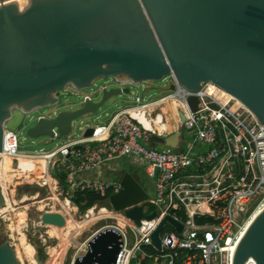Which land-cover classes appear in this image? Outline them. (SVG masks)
<instances>
[{
  "label": "water",
  "instance_id": "obj_1",
  "mask_svg": "<svg viewBox=\"0 0 264 264\" xmlns=\"http://www.w3.org/2000/svg\"><path fill=\"white\" fill-rule=\"evenodd\" d=\"M168 77L192 92L212 83L264 124V0H0V154L6 123L15 110L34 114L51 108L49 117L37 118L28 136L61 141L117 106L118 98L130 94L125 86ZM102 80L107 82L95 97L83 95ZM70 86L82 99L71 110L55 112L59 93ZM198 102L189 99L191 110ZM181 120H186L182 112ZM183 130L152 139L176 151ZM93 132L86 128L83 138ZM121 186L109 199L115 211L134 206L125 214L138 226L144 217L156 216L143 215L139 205L149 194L133 174L124 173ZM28 187L48 196L40 184ZM5 204L0 184V208ZM42 220L47 226L66 225L59 213ZM167 222L182 230L167 216L151 236L158 250ZM122 247L118 231L101 230L72 264H116ZM35 258L45 264L39 254ZM247 262L264 264V209L232 254L231 264ZM0 264H21L9 241L0 242Z\"/></svg>",
  "mask_w": 264,
  "mask_h": 264
},
{
  "label": "built area",
  "instance_id": "obj_2",
  "mask_svg": "<svg viewBox=\"0 0 264 264\" xmlns=\"http://www.w3.org/2000/svg\"><path fill=\"white\" fill-rule=\"evenodd\" d=\"M171 80L167 94L147 102L135 97L134 104L107 125L92 127L91 137L70 140L51 152V161L69 149L61 157L68 187L64 194L69 202L77 192L91 191L102 198L117 194L122 189L121 181H107L94 174L125 157L134 159L154 183L155 197L139 206L144 216H156L144 217L139 226L125 214L134 206L121 212L112 206L103 208L116 219L114 225L104 229L118 231L123 239L116 264H231L239 238L264 209V124L212 83L192 92L175 78ZM191 97L199 101L195 111L188 103ZM167 100L179 104L178 129H169L173 121L163 109ZM143 118L162 129H148ZM182 127L179 147L185 131L194 134L186 150L159 151L154 147V135H172ZM3 153L14 158L27 155L19 150L18 135L7 129ZM110 197L106 200L109 203ZM167 216L180 223L182 230L167 222L158 250L151 236Z\"/></svg>",
  "mask_w": 264,
  "mask_h": 264
},
{
  "label": "rangeland",
  "instance_id": "obj_3",
  "mask_svg": "<svg viewBox=\"0 0 264 264\" xmlns=\"http://www.w3.org/2000/svg\"><path fill=\"white\" fill-rule=\"evenodd\" d=\"M171 81V78L168 77L164 81L160 82H143L139 86H125L130 89V94L122 95L121 98H118L120 103L117 106L112 107L107 112H104L99 118H91L83 125V127L77 129L73 135L65 137L61 141L57 139L51 140L49 137L34 139L28 136V130L36 124L37 118L40 116L49 117L51 108L38 110L34 114H25L22 111L15 110L13 112V117L6 123V129L18 135L19 150L21 153L29 154L31 156L39 155L35 160V163H39L35 164L37 173L40 175L43 174V163L47 164L48 170L43 178L47 177L50 184L49 186L51 188L49 189V186H45L48 196L47 194L45 195L44 193H39V191L29 188L28 185H39L38 183L41 181V178L38 179L37 183L33 179H28L29 177L26 175H23L20 169L19 156H17L19 167L18 163L14 161L12 162V169L14 170L18 168V173L14 177L15 180L11 183H8L7 185L5 195L6 204L4 206L6 210L0 212V242L9 241L15 250H18L19 239L24 238L25 244L32 246L34 248L35 254H39L41 260L45 261V264L50 258V255L52 256V254L55 252L61 253L63 251L61 264H72L76 258L82 256L86 251L87 240L103 230L106 226L114 225L116 223V219L109 217L110 214H104L101 216L95 215L93 222L91 224L88 223L85 227L86 229L83 228L84 230L82 229L81 231H77L75 227L79 224H83L84 221L86 222L89 211L93 210H88L85 213H82L77 207L72 205L71 201L69 202L70 204H67L64 189L66 191L68 187L65 180L64 185H58L51 180V178L53 180H56V178L59 179L61 174H63V176L66 178V174H64L65 167L62 166V159L57 156L51 161V156V158L46 161L44 155L41 154H50L51 152L58 149V147H60L67 140H77L82 138L86 128L95 127L97 124H100L101 121L106 120L110 115L116 113L120 108L134 104L135 97L137 96H141L144 101L147 102L149 100L158 99L165 93L167 94L169 90L166 91V89L170 85L169 83ZM106 82L107 80L97 82L93 90H86L83 92V95H92L95 97L94 92L102 85L106 84ZM59 97L60 103L57 105L59 108H54L53 110L55 112L71 110V108L73 109L74 105L82 99V97L78 95V92L74 90L72 86H70L67 91H61L59 93ZM100 119L102 120L99 121ZM184 137L185 140L182 143V148L187 149L188 145L194 140V134L185 131ZM156 149L159 151L169 150L174 152V150L163 145H156ZM148 194L149 198L155 197V194H153L152 190H149ZM6 197L8 200H6ZM106 207L108 209L111 208V205L108 201L98 203L94 211H99L100 209L102 210ZM53 213H59L64 216L66 219V225L64 227L61 228L54 226L53 228V225L47 226L43 223V216ZM112 216L116 217L115 214ZM66 231L69 232H67L68 235L65 233ZM61 236L64 239H62ZM69 236L73 237L72 239L70 238L67 240ZM62 240L64 243L61 242ZM20 257L18 258L21 264H39L37 260V263H33L34 260L31 261L29 258L24 257L21 254V249ZM132 264H136V262L133 261Z\"/></svg>",
  "mask_w": 264,
  "mask_h": 264
},
{
  "label": "bare ground",
  "instance_id": "obj_4",
  "mask_svg": "<svg viewBox=\"0 0 264 264\" xmlns=\"http://www.w3.org/2000/svg\"><path fill=\"white\" fill-rule=\"evenodd\" d=\"M168 101H171V102H168ZM178 107H179V104L176 101H174V100H167L166 101V108L164 107L165 108V112H168L170 114L169 115V120H172L173 121L172 124L176 125L173 129H176V128L178 129V127H179L178 126L179 125V119L177 118ZM131 113L134 116H136V112L131 111ZM142 121L145 123V126L148 129H150V128L158 129V126H159L158 123H156V125L153 126V124L151 122H148V120L146 118H143ZM5 131H6V129H5ZM6 143H8V141ZM38 156L39 155L30 156L29 154L19 156L20 169H21L23 175H26L27 177H29L28 179H33L35 182H37L38 179L41 178V181L39 180L40 181L39 183H42L43 187H45V186L48 187L50 185L49 184V180L47 179V177L43 178L44 175H46V172L48 170L47 164L43 163V174L40 175L39 173H37V170H36L37 168H36L35 164H39V163H35V160L37 159ZM51 156H53L52 153L44 155L46 161H48L51 158ZM0 157H1V160H2V161L0 160V184L2 186L3 194L6 195V189H7L8 183L13 182L15 180L14 177L18 173V170H17L18 168L14 169V170L12 169V162H14L15 159H17V161H18V157L14 158L13 156H8L5 153L0 154ZM39 166H42V165H39ZM18 167H19V161H18ZM13 168H14V166H13ZM15 170H17V171H15ZM51 180H52V182L55 183V181L52 178H51ZM50 188L51 187L49 186V189ZM6 200H8L7 197H6ZM5 210H6V208H4V207L0 208V212H3ZM104 214H106V215L110 214L111 215L110 212H108L107 210H104V209H102V210L100 209L99 211H97V210L89 211V214L87 215L86 222L84 221L83 224H79L78 226L75 227V229L77 231H81L83 228L86 229L85 227L87 226V224L88 223L91 224L93 222L95 215L101 216V215H104ZM125 222L126 221L124 220V223ZM53 228H54V226H53ZM58 230H59V228H58ZM68 231L65 232L67 235L69 233ZM70 234H71V232H70ZM72 237L73 236H69V238L68 239L66 238V239L69 240L70 238L72 239ZM62 239H64V238L62 237ZM67 240H66V244H67ZM61 242L64 243L63 240ZM65 248H67V247H65ZM20 249H21V254L24 257L29 258L31 261L34 260L33 263H37L36 258H35L36 254L34 252V248L32 246H30V245H26L25 242H24V238L19 239V247H18V250H16V253H17L18 257H20ZM53 251H55V250H53ZM62 256H63V251L61 253L60 252H55V253L52 254V256L50 255V258L48 259L46 264H61V261H62V258H63Z\"/></svg>",
  "mask_w": 264,
  "mask_h": 264
},
{
  "label": "crops",
  "instance_id": "obj_5",
  "mask_svg": "<svg viewBox=\"0 0 264 264\" xmlns=\"http://www.w3.org/2000/svg\"><path fill=\"white\" fill-rule=\"evenodd\" d=\"M132 105L133 104L120 108L116 113L110 115L106 119L107 121L106 120L101 121L102 119H100L99 120V121H101L100 124H97L96 126L107 125L118 113H120L121 111L131 107ZM164 107H166V105H164L163 108ZM164 110H165V108H164ZM82 138H80V139H82ZM70 140H73V139H70ZM153 145H154V147H156L157 144H155V142L153 141ZM179 148L183 149L182 145ZM183 150H186V149H183ZM43 154H46V153H43ZM126 172H130L131 174H133V176L144 186V188L147 190V192H149V190H152L153 194H155L154 183L147 178L144 170L140 167V165H137L136 161L134 159L129 158V157L122 158V159L118 160L117 162H113V163L106 165L105 167L100 169L98 172H96L94 174V176H99L101 179L115 182V181H121V178L123 177L124 173H126ZM54 181L58 185L59 184L64 185V183H61L60 179L56 178V180L54 179ZM39 184L41 185V183H39ZM44 189L46 190V187H44ZM39 193H41V192H39ZM68 203H69V201H67V204Z\"/></svg>",
  "mask_w": 264,
  "mask_h": 264
},
{
  "label": "trees",
  "instance_id": "obj_6",
  "mask_svg": "<svg viewBox=\"0 0 264 264\" xmlns=\"http://www.w3.org/2000/svg\"><path fill=\"white\" fill-rule=\"evenodd\" d=\"M176 125H170L169 129H173ZM159 130V129H157ZM61 183H64L65 177L63 174L59 178ZM110 195H108L106 198H102L100 195L91 192V191H84V192H77L74 194L73 198L71 199V202L75 204V206L79 209L80 212L85 213L86 211L92 209L97 203H103Z\"/></svg>",
  "mask_w": 264,
  "mask_h": 264
},
{
  "label": "flooded vegetation",
  "instance_id": "obj_7",
  "mask_svg": "<svg viewBox=\"0 0 264 264\" xmlns=\"http://www.w3.org/2000/svg\"><path fill=\"white\" fill-rule=\"evenodd\" d=\"M169 125H170V123H169ZM171 125H173L172 123H171ZM170 128V127H169ZM158 129H162V127H160V126H158ZM53 157V156H52Z\"/></svg>",
  "mask_w": 264,
  "mask_h": 264
}]
</instances>
